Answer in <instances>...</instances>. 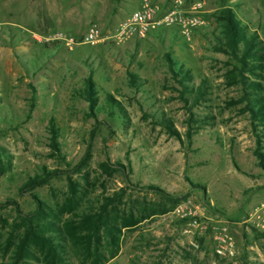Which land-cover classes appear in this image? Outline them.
Returning a JSON list of instances; mask_svg holds the SVG:
<instances>
[{"label": "rangeland", "instance_id": "1", "mask_svg": "<svg viewBox=\"0 0 264 264\" xmlns=\"http://www.w3.org/2000/svg\"><path fill=\"white\" fill-rule=\"evenodd\" d=\"M148 1L163 9L170 0ZM199 1L204 25L186 38L163 28L118 39V23L140 0H0V148L6 155L0 159L7 166L0 174V203L12 198L22 212L31 211L33 201L19 187L45 167L61 173L31 192L53 207L66 193L65 175L82 183L87 173L92 204L101 194L118 192L113 206L119 215H139L178 199L165 213L121 229L116 255L103 264H241L242 257L264 264V223L245 222L264 201V172L247 114L232 102L239 85L225 78L232 60L215 49L222 29L217 15L228 7L264 53V0ZM36 10L49 13L53 23L44 26ZM89 26L97 30L95 40L66 43L68 37L81 40ZM165 54L186 68L187 87L201 85L195 103L193 92L183 94L186 101L178 96ZM128 73L136 76L134 85ZM88 76L99 107L94 116L80 93ZM106 96L119 107L109 108ZM49 119L59 156L49 146ZM162 119L177 136L165 131ZM102 161L119 162L123 173L106 176ZM147 184L163 193L143 188ZM14 218L11 206H0V243L7 230L1 220ZM218 224L233 236V257L214 251ZM67 256L66 264H79ZM0 260H6L1 251Z\"/></svg>", "mask_w": 264, "mask_h": 264}, {"label": "trees", "instance_id": "2", "mask_svg": "<svg viewBox=\"0 0 264 264\" xmlns=\"http://www.w3.org/2000/svg\"><path fill=\"white\" fill-rule=\"evenodd\" d=\"M36 17L42 20L44 26L51 23L50 17L42 15L39 10H36ZM217 19L222 22V29L215 49L227 54L232 60L230 68L225 72V78L228 85H239L240 94L232 102L241 104L239 111L247 114L255 144L253 153L257 159V165L264 172L263 47L254 34H245V26L231 8H222ZM165 61L173 81L179 86L178 96L182 101H186L183 94L193 92L192 103H195L201 96V85L199 84L195 89L187 87L189 74L186 68L176 63L168 54H165ZM128 76L130 83L134 85L136 76L132 73H128ZM80 93L87 101L89 115L94 116L99 107H97L94 83L89 76L84 80ZM106 103L109 108L119 107L116 100L110 96H106ZM161 122L169 135L177 136V131L171 126L169 120L162 119ZM48 129L50 149L53 155L59 156L55 141L56 130L51 119H49ZM0 155L6 157L1 148ZM88 156L87 148L79 164L83 165ZM113 165L110 166L107 161H102L99 163V168L106 176H110L118 169L123 173V166L119 162L116 161ZM6 168L7 166L0 159V174ZM60 173L58 169L41 167L39 173L28 177L20 185L19 191L28 192L33 201L34 207L31 211L22 212L12 198H7L0 203L2 207L11 206L15 213V218L9 223L4 219L1 220L3 225L7 226V230L0 243L1 255L6 256V260H0V264H26L29 260L38 264H66L67 253L76 258L79 264H103L116 255L121 229L133 228L148 216L165 213L178 202V199H172L168 207L161 205L148 210L143 208L139 211V215H134L131 210L119 215L113 206L115 198L119 196L118 192L112 195L101 194L100 198H94L96 204H92L87 197L88 174L84 173L82 183L66 174V193L59 203L56 202L53 207H50L31 191L35 187L46 184L49 179L59 176ZM194 186L199 185L194 184ZM143 188L163 193L153 184L144 185ZM242 259L241 264H247L245 258L242 257Z\"/></svg>", "mask_w": 264, "mask_h": 264}, {"label": "built area", "instance_id": "3", "mask_svg": "<svg viewBox=\"0 0 264 264\" xmlns=\"http://www.w3.org/2000/svg\"><path fill=\"white\" fill-rule=\"evenodd\" d=\"M203 17V5L199 0L188 3L184 0H170L163 9L150 4L148 0H140L138 8L131 11L118 23L116 37L118 39L143 38L150 31L172 28L181 37L186 38L204 25ZM96 37L97 30L94 26H89L81 40L74 41L68 37L66 43L70 45L88 43L95 40ZM58 38L61 37L58 36ZM245 222L263 226L264 201L254 207ZM213 241L216 254L225 257L235 255V241L225 225L218 224L213 228Z\"/></svg>", "mask_w": 264, "mask_h": 264}, {"label": "crops", "instance_id": "4", "mask_svg": "<svg viewBox=\"0 0 264 264\" xmlns=\"http://www.w3.org/2000/svg\"><path fill=\"white\" fill-rule=\"evenodd\" d=\"M61 1H65V0H61ZM63 4H66V3H63ZM47 15L50 17L51 22L53 23L52 17L49 15V13H47Z\"/></svg>", "mask_w": 264, "mask_h": 264}]
</instances>
